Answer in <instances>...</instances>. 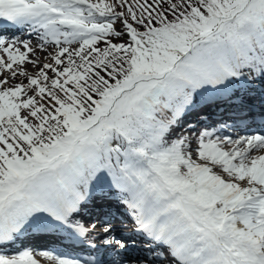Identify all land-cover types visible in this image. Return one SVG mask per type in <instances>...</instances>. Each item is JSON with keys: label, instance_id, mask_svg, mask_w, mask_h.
<instances>
[{"label": "snow or ice", "instance_id": "snow-or-ice-1", "mask_svg": "<svg viewBox=\"0 0 264 264\" xmlns=\"http://www.w3.org/2000/svg\"><path fill=\"white\" fill-rule=\"evenodd\" d=\"M0 264H264V0H0Z\"/></svg>", "mask_w": 264, "mask_h": 264}]
</instances>
